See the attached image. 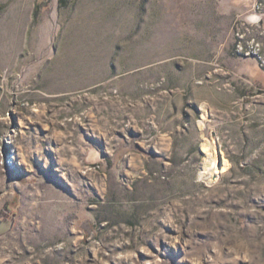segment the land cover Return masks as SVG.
<instances>
[{
  "label": "rangeland",
  "instance_id": "rangeland-1",
  "mask_svg": "<svg viewBox=\"0 0 264 264\" xmlns=\"http://www.w3.org/2000/svg\"><path fill=\"white\" fill-rule=\"evenodd\" d=\"M0 264H264V0H0Z\"/></svg>",
  "mask_w": 264,
  "mask_h": 264
},
{
  "label": "bare ground",
  "instance_id": "bare-ground-1",
  "mask_svg": "<svg viewBox=\"0 0 264 264\" xmlns=\"http://www.w3.org/2000/svg\"><path fill=\"white\" fill-rule=\"evenodd\" d=\"M203 141L204 142L202 144V148L205 152V165L203 166V172H206L208 174V180L213 181L214 179H216L218 174L227 169V167L229 166V162L224 159L222 164L219 163L214 141L207 138H205Z\"/></svg>",
  "mask_w": 264,
  "mask_h": 264
},
{
  "label": "water",
  "instance_id": "water-1",
  "mask_svg": "<svg viewBox=\"0 0 264 264\" xmlns=\"http://www.w3.org/2000/svg\"><path fill=\"white\" fill-rule=\"evenodd\" d=\"M217 151H218V153H217V154H219V162L221 163V155H220L221 151H220V149H219V148L217 149Z\"/></svg>",
  "mask_w": 264,
  "mask_h": 264
}]
</instances>
